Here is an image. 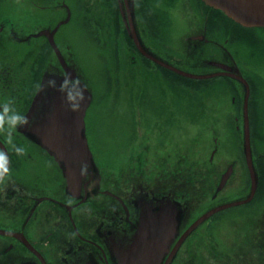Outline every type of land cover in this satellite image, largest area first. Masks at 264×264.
I'll list each match as a JSON object with an SVG mask.
<instances>
[{
  "label": "flooded vegetation",
  "instance_id": "flooded-vegetation-1",
  "mask_svg": "<svg viewBox=\"0 0 264 264\" xmlns=\"http://www.w3.org/2000/svg\"><path fill=\"white\" fill-rule=\"evenodd\" d=\"M54 3L64 10L59 21L66 22L76 6V20L83 34L97 37L105 50L115 48V38L123 36L126 40L129 36V84L136 98L143 99L165 86H184L185 77L176 69L215 74L197 79V89H202V83L207 86L203 91L215 98H209L212 114L224 117L221 126L229 124L235 131L242 153L241 157L225 156L216 164L218 139L213 136L209 157L200 162L195 176L200 184L209 182L208 192L215 199L211 206L221 203L217 196L228 192L229 187L244 192L238 199L250 196V168L243 155L247 113L252 169L258 183L244 204L264 200V36H255L253 28L233 24L201 0H0V116L5 118V130L0 131V173L8 172L0 183V264H127L126 258L141 248L133 243L143 212H157L170 200L178 204L166 189L141 186L140 172L131 163L117 166L118 158L106 163L96 157L87 135L92 101L84 121L93 158L91 163L78 161L80 175L67 179L57 160L41 144L37 131L46 111L51 116L54 106L84 82L57 40L58 28L51 37L67 66L75 71L73 79L66 78L49 37L42 33L52 31L59 22L48 18L44 25L40 15L42 10L53 13ZM176 7L181 11L176 13ZM170 14L178 19L185 17L187 27L175 31ZM182 48L194 55L191 64L185 61ZM120 61L117 58L114 62L118 69L124 67ZM240 78L249 86L246 105V86ZM40 86L36 106L27 115ZM218 94L227 97L216 100ZM201 103L199 97L198 113ZM13 114L27 117L28 123L9 125L8 118ZM212 126L214 130L219 127ZM226 173L222 187L217 189ZM182 222L159 264H195L197 255L185 251V240L174 250L184 229ZM250 226L246 251L240 256L258 260L251 261L253 264H264V209ZM210 263L216 264L215 257Z\"/></svg>",
  "mask_w": 264,
  "mask_h": 264
},
{
  "label": "rangeland",
  "instance_id": "rangeland-1",
  "mask_svg": "<svg viewBox=\"0 0 264 264\" xmlns=\"http://www.w3.org/2000/svg\"><path fill=\"white\" fill-rule=\"evenodd\" d=\"M51 10L53 13L41 11L44 25L48 18L55 22L63 18L64 10L58 4L54 3ZM72 11L71 19L58 29L57 40L72 58L73 65L91 93L87 135L94 154L106 163L118 158L115 161L117 166L131 163L140 172L139 183L145 188L166 189L178 201L182 221L198 216L215 200L208 192L209 182L200 184L195 176L200 162L207 161L209 157L213 136L218 139L214 156L216 164L223 162L225 156L241 157L242 153L235 131L229 128V124L221 126L224 117L212 114L210 99L215 98L203 91V87H207L203 83L200 85L202 89L198 90L197 82L188 81L179 89L165 86L161 91L154 89L143 99L134 97L129 84L127 39L117 37L115 48L108 50L106 47L105 50L97 43V37L83 34L76 20V6L72 7ZM179 11L176 7V13ZM169 20L175 31L188 25L185 17L178 19L170 14ZM253 34L263 37L264 27H254ZM187 51L182 48L185 61L191 64L194 55ZM117 58L123 63L122 69L115 67ZM140 94L143 97L144 91ZM199 97L202 100L200 113L197 112ZM226 97L227 94H218L216 100L224 101ZM230 119L233 120V115ZM212 124L219 126L216 132ZM227 191L220 192L217 200L230 202L244 193L237 192L235 187H229ZM263 209L264 200L255 199L219 211L216 220H206L198 227L196 244H186L185 251L191 255L194 251L201 253V257H210V260L215 257L216 264L258 262L252 258L242 259L240 255L246 251L245 242L252 232L250 223ZM201 257L194 256L195 264H211ZM227 259L229 261L225 263Z\"/></svg>",
  "mask_w": 264,
  "mask_h": 264
},
{
  "label": "water",
  "instance_id": "water-1",
  "mask_svg": "<svg viewBox=\"0 0 264 264\" xmlns=\"http://www.w3.org/2000/svg\"><path fill=\"white\" fill-rule=\"evenodd\" d=\"M207 4L222 10L227 16L239 22L244 26H264V0H204ZM57 24L56 27L59 26ZM56 29V28H55ZM42 31L47 34L50 43L57 54L60 64L66 72L67 79H73L75 73L70 69L63 60L58 48L52 40L51 35L55 31ZM131 36L138 44L136 35L130 31ZM139 45V44H138ZM179 73L191 77L200 78L211 75H195L181 70ZM42 87L38 89L34 95L31 106L27 112L30 115L36 106V102L41 94ZM58 94H64L62 90L55 91ZM83 99H80V93ZM65 94H68L67 92ZM90 101V92L79 85L73 94L67 95L59 106H54L51 116L46 111L41 126L37 131L41 144L54 155L58 163L62 167L63 174L67 179L80 175L78 161L84 160L91 163V152L88 148L86 137L84 135V112ZM78 106V107H77ZM26 115V116H27ZM244 154L248 160L251 176V192L246 199L224 203L205 211L197 217L181 234L174 249L178 244L187 237V235L195 229L201 222L210 217L215 212L224 208L238 205L248 201L256 188L255 174L251 163V150L247 123L244 132ZM229 173V172H228ZM224 174L218 189H220L228 175ZM140 217L138 231L135 234L134 247H141L138 253L135 252L126 258L127 264H159L163 254L168 249V245L175 237L178 226V211L176 205L171 202L165 203L157 212H143ZM182 216V215H181Z\"/></svg>",
  "mask_w": 264,
  "mask_h": 264
},
{
  "label": "clouds",
  "instance_id": "clouds-1",
  "mask_svg": "<svg viewBox=\"0 0 264 264\" xmlns=\"http://www.w3.org/2000/svg\"><path fill=\"white\" fill-rule=\"evenodd\" d=\"M80 99H83V94L82 92L80 93ZM78 107V106H77ZM5 112H8V109H5ZM7 123L11 126H16V125H21L23 126L24 124L28 123L27 117L21 116L19 114H13L9 116ZM5 130V118L4 116H0V131ZM8 176L7 170H4L2 173H0V183H3Z\"/></svg>",
  "mask_w": 264,
  "mask_h": 264
},
{
  "label": "trees",
  "instance_id": "trees-1",
  "mask_svg": "<svg viewBox=\"0 0 264 264\" xmlns=\"http://www.w3.org/2000/svg\"><path fill=\"white\" fill-rule=\"evenodd\" d=\"M221 14H222V12H221ZM185 79H187V78H185ZM188 80V79H187ZM192 247V246H191ZM194 253H196L195 251H194ZM203 264V263H202Z\"/></svg>",
  "mask_w": 264,
  "mask_h": 264
}]
</instances>
